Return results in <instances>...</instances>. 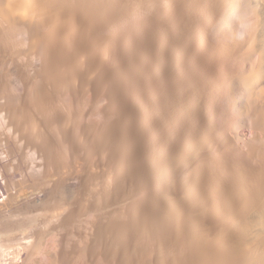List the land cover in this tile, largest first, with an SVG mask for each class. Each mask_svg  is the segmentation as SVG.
Instances as JSON below:
<instances>
[{
    "label": "bare ground",
    "instance_id": "obj_1",
    "mask_svg": "<svg viewBox=\"0 0 264 264\" xmlns=\"http://www.w3.org/2000/svg\"><path fill=\"white\" fill-rule=\"evenodd\" d=\"M1 52L30 103L4 79L0 101L42 158L23 199L50 211L66 166L84 172L66 218H92L59 264H264V0H0Z\"/></svg>",
    "mask_w": 264,
    "mask_h": 264
},
{
    "label": "rangeland",
    "instance_id": "obj_2",
    "mask_svg": "<svg viewBox=\"0 0 264 264\" xmlns=\"http://www.w3.org/2000/svg\"><path fill=\"white\" fill-rule=\"evenodd\" d=\"M20 39V37L19 36H15L14 38H13V40L16 42V41H18ZM17 48H21V47H19V46H17ZM16 49V48H15ZM3 53L1 52V54H0V62L3 60V55H2ZM27 56V55H26ZM24 56L23 57V59L20 57L19 58V60H20V62L18 63V64H16L15 62L13 63H8V64H10V65H7V68H9V69H14L15 67H13V64L14 65H18V66H22V65H24L25 63H23L25 60H27V59H29V57L27 56ZM26 58V59H25ZM22 59V60H21ZM29 63H30V60H27ZM26 61V62H27ZM5 62V61H4ZM27 62V65H28V67L30 66L29 65V63ZM21 63V64H20ZM9 66V67H8ZM24 68H25V66H23ZM9 74V73H8ZM7 76V77H6ZM5 78H2V79H4L5 80V82H4V80H2V79H0V80H2V82H0V84L2 83V85H5L6 87H8L7 89H9L10 88V91L12 92L11 94H12V96L14 95L17 99H19L20 101L21 100H23V99H25V97H26V99L24 100L25 102H27V103H30V101L27 99V96H25V91H26V84L24 83L25 81H23V80H19L17 77H15L13 74H9V75H5L4 76ZM17 78V80H15ZM19 82H23V83H20V84H18ZM8 83V84H7ZM23 84V85H22ZM25 85V86H24ZM11 86V87H10ZM25 88V89H24ZM24 90V91H23ZM18 95V96H17ZM13 96V97H14ZM22 96V97H21ZM24 97V98H23ZM24 101H22V102H24ZM0 170L2 171H0V209H2L3 210V207L2 206H4V208H7V210L8 209H10L9 210V212L8 211H6V215L4 214L3 215V217H1L0 216V219H1V221H0V244H1V246H2V242H3V246L4 245H6L5 247L7 248V252H10V254L12 255L13 253L15 254V255H19L18 253H20V251H21V253H20V258H21V260L22 259H24V261H26L25 263L26 264H59L60 263V261H59V256L61 255V253H62V251L64 252L65 251V249H66V245H67V241L68 240H70L69 239V237L71 238H73V236H75L74 235V233H76L77 234V232H81L82 230L84 231V229H87V225H89L88 224V219L89 220H91L90 218H92V216L89 214L88 216H87V214H83L81 217L80 216H74L75 217V220H73V222H71V223H73L74 224V226H75V228L72 226L73 224H71V225H69L70 223L68 222V220H67V218H66V216L68 217V214L67 213H69V210H70V208L72 207L71 205V207H69V202H73V200L75 199H78V194H80V192H79V189L81 188V184H83V182H84V172H83V170L81 169L82 167H80L79 168V166L80 165H77V166H75V168L73 167L74 165H70L71 167H69V165L68 166H66V168H65V170L64 171H67L66 173V175L67 176H69V178H71V181L70 182H68L67 181V179H66V183H65V185L63 186H61L60 187V185H58V184H55L56 182H54L53 181V183H52V187H51V193L54 195H56V197H55V195L54 196H52V194H51V198L53 199V200H51V198L50 197H48V202H47V210H50V207H51V210L50 211H46V209H44L45 211H43V209L41 210V205H42V202L40 203V201H43L42 199L44 198V197H37L36 195H35V197L34 196H31V197H29L28 199H23L24 197L22 196L24 193H27V192H29L30 191V184H28L27 182H26V179H24V178H26V177H28L27 175V173H26V171H27V168H25L27 165H28V163H30V162H37V163H39V164H42L41 162H42V158L40 157V156H35V155H37V154H33V151L30 149V147H28L27 146V144H26V141H25V139L24 138H22L21 137V135L18 133V129L15 127V125H13L14 123L13 122H11V119H10V117H9V115H8V111H7V109H5L6 107H4V100H2L1 99V101H0ZM62 107V105H60V107L59 108H61ZM32 112V111H31ZM29 112V116H30V114H31V117L30 118H32V116H33V118L32 119H34L35 121H38L37 119H38V117L40 118L39 119V121H41L43 118L41 117V115L40 114H38V113H36V112ZM35 113V114H34ZM6 114V115H5ZM37 115V116H36ZM9 117V118H8ZM42 118V119H41ZM38 121V122H39ZM46 126V125H45ZM45 126H43V127H41L40 129L42 130V132L44 131V133L46 134L47 133V135L48 136H50L49 135V132H48V129H45L46 127ZM15 127V128H14ZM45 127V128H44ZM14 128V129H13ZM43 128H44V130H43ZM16 130V131H15ZM47 130V131H46ZM22 138V139H21ZM8 139V140H7ZM23 139H24V141H23ZM15 141V142H14ZM8 143V144H7ZM20 143V144H19ZM1 144H3V145H1ZM7 144V145H6ZM14 145V146H13ZM18 145V146H17ZM24 145V146H23ZM3 146L5 147V148H3ZM8 146V147H7ZM15 148V149H14ZM21 148V149H20ZM26 148V149H25ZM27 149H29L28 151H27ZM31 150V151H30ZM5 151H7L6 153H5ZM30 151V152H29ZM25 152H27V153H25ZM4 153V154H3ZM30 153L32 154V155H34V156H32V155H30ZM1 154H2V156H1ZM15 155V156H14ZM22 155V156H21ZM27 155V156H26ZM69 155V154H68ZM33 158H32V157ZM5 157V158H4ZM31 157V158H30ZM69 157V156H68ZM68 157H66V161L67 162H69L68 161ZM4 158V159H3ZM20 158H21V161H20ZM25 158H26V160H25ZM34 158H36V160L34 159ZM3 159V160H2ZM30 159V160H29ZM37 159H38V161H37ZM39 159H40V161H39ZM33 160H35V161H33ZM16 161V162H15ZM7 162V163H6ZM10 162H12V163H10ZM22 162H24V164H25V167L23 166V163L21 164ZM19 164V165H18ZM68 164H70V163H68ZM2 165V166H1ZM21 165V166H20ZM66 165H67V163H66ZM19 168H18V167ZM23 166V167H22ZM14 167H16L17 169H15ZM68 167V168H67ZM77 167V168H76ZM15 169V171H14V169ZM22 170H21V169ZM25 169V170H24ZM72 169V170H71ZM20 170L21 171H23V172H20ZM80 170V171H79ZM7 171H8V173H7ZM29 171V170H28ZM27 171V172H28ZM74 171V172H73ZM82 171V172H81ZM12 172V173H11ZM18 172V173H17ZM37 172H43L42 170H38ZM17 173V174H16ZM21 173V174H20ZM23 173V174H22ZM25 173V174H24ZM16 174V175H15ZM20 174V175H19ZM19 175V176H18ZM23 178H22V177ZM24 176H26V177H24ZM83 178H82V177ZM10 177V178H9ZM22 178V180L20 181V179ZM81 178V179H80ZM24 179V180H23ZM55 179H56V177H55ZM80 179V180H79ZM17 180V181H16ZM83 180V181H82ZM7 181V182H6ZM19 181V182H18ZM80 181V182H79ZM21 183V184H20ZM4 184V185H3ZM16 185H19V186H16ZM26 185H27V187H26ZM56 185V186H55ZM57 187H58V189H57ZM55 189L54 191H53V189ZM19 189V190H18ZM69 189H70V191H69ZM17 190H18V192H17ZM61 191V192H60ZM14 192V193H13ZM58 192V193H57ZM75 192V193H74ZM78 193V194H77ZM9 196H8V195ZM13 196H12V195ZM75 194H77V195H75ZM74 196H75V198H74ZM80 196V195H79ZM6 197V198H5ZM15 197H17V199H15ZM68 197H69V199H68ZM71 197H72V200H71ZM37 198H38V200H37ZM80 198V197H79ZM14 199V200H13ZM36 199V200H35ZM66 199V200H65ZM13 200V201H12ZM51 200V201H50ZM62 200V201H61ZM15 201V202H14ZM22 201V202H21ZM24 201H27V202H24ZM33 201V202H32ZM56 201V202H55ZM58 201V202H57ZM66 201V202H65ZM69 201V202H68ZM6 202V203H5ZM9 202V203H8ZM30 202V203H29ZM32 202V203H31ZM65 202V203H64ZM58 203V204H57ZM61 203V204H60ZM12 204H14V205H12ZM40 204V205H39ZM51 204H52V206H51ZM9 205V206H8ZM39 205V206H38ZM68 205V206H67ZM11 206V207H10ZM60 206V207H59ZM10 207V208H9ZM20 207V208H19ZM49 207V208H48ZM65 207V208H64ZM69 207V208H68ZM73 207H76L75 205L73 206ZM26 210H25V209ZM24 209V210H23ZM23 210V211H22ZM68 210V211H67ZM11 211V212H10ZM14 211V212H13ZM27 212V214H29V216H31V218H33L32 219V225L31 224H29L28 226H26V230L24 231L23 230V232L26 234L25 236H26V238H25V236H23V232H22V229L24 228L25 229V227H21V226H18V223L17 224H15L16 223V221L17 222H19L20 220H21V218H22V214H23V212ZM37 211H40V212H37ZM59 211V212H58ZM63 211V212H62ZM22 212V213H21ZM30 212V213H29ZM51 212V213H50ZM66 212V213H65ZM42 213H43V215H42ZM13 214V215H12ZM50 214V215H49ZM9 215H11L12 216V218H10L11 216H9ZM49 215V216H48ZM86 215V216H85ZM15 216V217H14ZM34 216V217H33ZM7 217V218H6ZM46 217V218H45ZM49 217V218H48ZM77 217H78V219H77ZM3 218H4V220H7V222L9 223V224H13V226H14V224H15V226L13 227H11V228H9V229H7V230H4V227H3V225H4V223H3ZM6 218V219H5ZM34 218H36V220H34ZM39 218H40V220H39ZM47 218H48V221H49V223H48V221H47ZM9 219H11V220H9ZM57 219V220H56ZM86 219V220H85ZM44 220V221H43ZM55 220V221H54ZM66 220V221H65ZM83 220H84V222H83ZM12 221V222H11ZM15 221V222H14ZM34 221H36V223H34ZM46 221V222H45ZM51 221V222H50ZM77 222V224H76V222ZM86 221V222H85ZM64 222L66 223V224H64ZM75 222V223H74ZM79 222V223H78ZM3 223V224H2ZM2 224V225H1ZM44 224V225H43ZM63 224V225H62ZM68 224V226L66 227V225ZM85 224H87L86 226H84ZM41 226V227H40ZM49 226V227H48ZM60 226H62V227H60ZM70 226H72V229L70 230V231H74L73 233H70V231H69V227ZM83 226V227H82ZM19 227H21V228H19ZM28 227V228H27ZM65 227V228H64ZM76 227H77V229H76ZM82 227V228H81ZM71 228V227H70ZM11 229V230H10ZM13 229H16L17 230V232H16V230H13ZM18 229H21V231H20V234H19V232H18ZM41 229V230H40ZM74 229V230H73ZM82 229V230H81ZM28 230V231H27ZM64 230V231H63ZM68 230V231H67ZM78 230H80V231H78ZM75 231H77V232H75ZM82 231V232H83ZM12 232V233H11ZM31 232H33V234L31 233ZM6 233H7V235H6ZM11 235H10V234ZM16 233L18 234L17 235V237L15 236L16 235ZM28 233V234H27ZM3 234V235H2ZM15 234V235H14ZM71 234V235H70ZM12 235H14V236H12ZM69 237H68V236ZM21 238H20V237ZM28 236H31L30 238L28 237ZM8 237V238H7ZM14 237V238H13ZM44 237V238H43ZM63 237V238H62ZM67 237V238H66ZM1 238H3L2 240H1ZM26 239V241H20L19 239ZM9 239V240H8ZM13 239V240H12ZM14 239H17V240H14ZM29 239L31 240V242H29V243H32V244H27L28 243V241H29ZM33 239V240H32ZM51 239V240H50ZM5 240V241H4ZM28 240V241H27ZM64 240V241H63ZM11 242L12 244H10L9 242ZM26 242L25 244H27L29 247H30V249H27V251L25 250L26 248H25V246H24V248L21 250V246H17V245H21V244H23V243H20V242ZM33 241V242H32ZM63 241V242H62ZM6 242L8 243V245L6 244ZM16 242H19V243H16ZM37 244H36V243ZM15 243V244H14ZM33 243H34V247H33ZM17 244V245H16ZM63 244V245H62ZM13 245H15V247L13 246ZM37 245V246H36ZM55 245V246H54ZM12 246V247H11ZM20 248V250L18 249V248ZM37 247V248H36ZM4 248V247H3ZM5 248V249H6ZM10 248H11V250H10ZM13 248H15V250L13 249ZM31 248H34V249H32L31 250ZM16 249H18V250H16ZM8 250H10V251H8ZM28 250H30V251H32V254L30 253V251H28ZM33 250H36V251H33ZM62 250V251H61ZM18 253H17V252ZM40 251V252H39ZM17 254H16V253ZM25 252H29V256H28V253H25ZM33 252H35V253H33ZM37 252V253H36ZM13 254V255H14ZM36 254V255H35ZM60 254V255H59ZM63 254V253H62ZM51 255V256H50ZM56 255V256H55ZM50 256V257H49ZM55 256V257H54ZM29 257V258H28ZM26 258H28V259H26ZM46 258H52V259H50V261H48L49 259H46ZM46 261H48L47 263H46ZM50 262V263H49ZM52 262H54V263H52Z\"/></svg>",
    "mask_w": 264,
    "mask_h": 264
}]
</instances>
